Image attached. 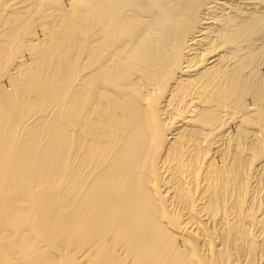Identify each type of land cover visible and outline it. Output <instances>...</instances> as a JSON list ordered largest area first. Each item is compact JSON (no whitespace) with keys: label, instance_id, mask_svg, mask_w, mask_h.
Instances as JSON below:
<instances>
[{"label":"bare ground","instance_id":"6f19581e","mask_svg":"<svg viewBox=\"0 0 264 264\" xmlns=\"http://www.w3.org/2000/svg\"><path fill=\"white\" fill-rule=\"evenodd\" d=\"M0 264H264V0H0Z\"/></svg>","mask_w":264,"mask_h":264},{"label":"rangeland","instance_id":"374dc122","mask_svg":"<svg viewBox=\"0 0 264 264\" xmlns=\"http://www.w3.org/2000/svg\"><path fill=\"white\" fill-rule=\"evenodd\" d=\"M45 10H46V8H45Z\"/></svg>","mask_w":264,"mask_h":264}]
</instances>
